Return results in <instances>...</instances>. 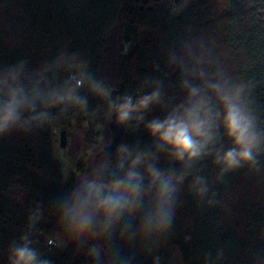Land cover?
Segmentation results:
<instances>
[{
    "label": "clouds",
    "instance_id": "obj_1",
    "mask_svg": "<svg viewBox=\"0 0 264 264\" xmlns=\"http://www.w3.org/2000/svg\"><path fill=\"white\" fill-rule=\"evenodd\" d=\"M193 33L186 28L164 50V75L146 77L135 95H114L107 78L67 47L36 67L27 59L0 65V137L27 135L73 114L94 117L99 108H90V98L104 102L109 125L125 133L143 126L147 136L135 143L122 138L114 151L110 138L86 152L87 170L53 202L59 232L49 246L73 243L91 264H136L135 252L161 264L158 251L173 233L185 191L208 210L222 205L216 186L229 174L264 175V124L248 102L252 84L234 79L214 42ZM174 74L176 93L166 83ZM209 158L212 177L203 168ZM43 216L42 205L31 210L7 264H54L33 239ZM227 260L226 246L203 255V264ZM251 264H264V247L252 252Z\"/></svg>",
    "mask_w": 264,
    "mask_h": 264
},
{
    "label": "trees",
    "instance_id": "obj_2",
    "mask_svg": "<svg viewBox=\"0 0 264 264\" xmlns=\"http://www.w3.org/2000/svg\"><path fill=\"white\" fill-rule=\"evenodd\" d=\"M188 27L214 42L234 79L252 84L248 102L264 124V0H0V65L27 59L36 67L67 47L82 54L90 71L107 78L114 94L135 95L146 77L164 75V50ZM177 78H167L172 93L178 91ZM90 101V108H99L94 117L73 114L27 135L0 137V264H7L10 244L26 231L38 204L44 216L34 229L35 247L54 264H91L73 243L62 249L47 243L59 232L53 202L76 180L74 171L64 178L55 161L51 129L86 122L85 142L96 144L108 131L106 105ZM122 138L147 140L143 126L123 131L113 151ZM87 159H74L78 171L87 170ZM203 168L214 176L210 158ZM216 187L223 203L208 210L185 191L173 233L158 251L161 264H203L204 253L220 246L227 248L226 264H251L252 252L264 247L259 239L264 175L245 169ZM135 256L136 264H152L142 252Z\"/></svg>",
    "mask_w": 264,
    "mask_h": 264
},
{
    "label": "rangeland",
    "instance_id": "obj_3",
    "mask_svg": "<svg viewBox=\"0 0 264 264\" xmlns=\"http://www.w3.org/2000/svg\"><path fill=\"white\" fill-rule=\"evenodd\" d=\"M82 126L83 128H77L74 131V138L71 137L70 135H67V140H66V146L65 147H60L59 142V132H58V138L57 140L53 141L55 144H53V152H54V156L57 159V161L60 163V170L61 173L63 175L64 178H66L65 176V171L67 170L68 173H70L71 171H74L77 173H79L80 171L77 170L76 165H75V161L74 159H79V158H83L86 159V152L91 149V148H95V147H99L100 145H102V143L106 142L109 138V134L108 131H106L105 134H101L100 138H97V143L93 144V145H88L85 148L82 149L81 151V147L82 144L84 142V133H85V129H86V122H82ZM69 133L71 132V129H68ZM88 160V159H87ZM89 164V161H88ZM88 168V167H87Z\"/></svg>",
    "mask_w": 264,
    "mask_h": 264
},
{
    "label": "water",
    "instance_id": "obj_4",
    "mask_svg": "<svg viewBox=\"0 0 264 264\" xmlns=\"http://www.w3.org/2000/svg\"><path fill=\"white\" fill-rule=\"evenodd\" d=\"M114 94V93H113ZM116 95V94H114ZM124 130L122 128L117 129V131L114 132H109L110 133V138L114 139V144H116V142L118 141V137L119 135L123 132ZM66 140H67V130L63 129L59 131V144L60 147H65L66 145Z\"/></svg>",
    "mask_w": 264,
    "mask_h": 264
},
{
    "label": "crops",
    "instance_id": "obj_5",
    "mask_svg": "<svg viewBox=\"0 0 264 264\" xmlns=\"http://www.w3.org/2000/svg\"><path fill=\"white\" fill-rule=\"evenodd\" d=\"M107 127H108V131L109 132H114V131H117V129H120V128H117V127H115L114 125H109L108 123H107ZM77 128H83L84 129V127L83 126H81V127H75V126H73V127H70V128H68V129H71V132L69 133V131H68V129H67V135H70L71 137H73L74 138V131L77 129ZM85 131V133H84V142H83V144H82V147H81V151H82V149L83 148H85L86 146H90V145H93L92 143H86L85 142V134H86V129L84 130ZM114 133H116V132H114ZM59 143V142H58ZM55 144V143H54ZM66 146V145H65ZM55 161H56V163L58 164V166H59V168H61L60 167V163L57 161V159L55 158Z\"/></svg>",
    "mask_w": 264,
    "mask_h": 264
},
{
    "label": "built area",
    "instance_id": "obj_6",
    "mask_svg": "<svg viewBox=\"0 0 264 264\" xmlns=\"http://www.w3.org/2000/svg\"><path fill=\"white\" fill-rule=\"evenodd\" d=\"M51 135H52V138H53L54 140H57V138H58V129H57L56 127H53V128L51 129Z\"/></svg>",
    "mask_w": 264,
    "mask_h": 264
},
{
    "label": "flooded vegetation",
    "instance_id": "obj_7",
    "mask_svg": "<svg viewBox=\"0 0 264 264\" xmlns=\"http://www.w3.org/2000/svg\"><path fill=\"white\" fill-rule=\"evenodd\" d=\"M114 144V143H113Z\"/></svg>",
    "mask_w": 264,
    "mask_h": 264
}]
</instances>
